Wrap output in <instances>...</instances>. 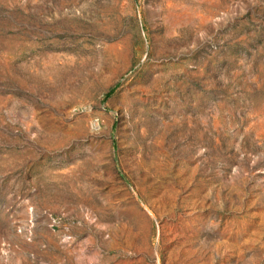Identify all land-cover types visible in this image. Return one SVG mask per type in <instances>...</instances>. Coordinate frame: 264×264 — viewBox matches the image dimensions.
Here are the masks:
<instances>
[{
    "label": "rangeland",
    "instance_id": "374dc122",
    "mask_svg": "<svg viewBox=\"0 0 264 264\" xmlns=\"http://www.w3.org/2000/svg\"><path fill=\"white\" fill-rule=\"evenodd\" d=\"M0 264H264V0H0Z\"/></svg>",
    "mask_w": 264,
    "mask_h": 264
}]
</instances>
